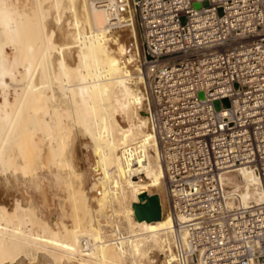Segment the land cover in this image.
Listing matches in <instances>:
<instances>
[{"label": "bare ground", "instance_id": "6f19581e", "mask_svg": "<svg viewBox=\"0 0 264 264\" xmlns=\"http://www.w3.org/2000/svg\"><path fill=\"white\" fill-rule=\"evenodd\" d=\"M156 60L132 0H0V264H193L150 120ZM223 178L235 209L264 202L257 174Z\"/></svg>", "mask_w": 264, "mask_h": 264}, {"label": "built area", "instance_id": "2783aa9c", "mask_svg": "<svg viewBox=\"0 0 264 264\" xmlns=\"http://www.w3.org/2000/svg\"><path fill=\"white\" fill-rule=\"evenodd\" d=\"M132 7L157 59L150 120L181 218L177 255L193 264H264V202L235 209L223 178L248 169L264 192L262 0H132Z\"/></svg>", "mask_w": 264, "mask_h": 264}, {"label": "water", "instance_id": "95a60500", "mask_svg": "<svg viewBox=\"0 0 264 264\" xmlns=\"http://www.w3.org/2000/svg\"><path fill=\"white\" fill-rule=\"evenodd\" d=\"M202 5H203V6H207V3L204 2ZM199 6H200V5H199L198 3H195V4H194V8H196V9L199 8ZM147 59H150V57H149L148 55H147ZM199 96H200V98H202V94H200ZM221 104H222L224 107H226V108L229 107V101H228L227 99H224V100L221 102ZM214 108H215V110H219V109H220V103H219L218 101H216V102L214 103ZM144 198H145V195H143V196L141 197L142 200H143ZM148 200H149V202H150V205L153 206V209H154L153 213H154L156 216L159 215L158 198H157L156 196H152V197L148 198ZM135 207L141 209V208L143 207V205L136 204ZM137 215H138L139 219H141V218H143L144 215H146V213H144L142 210H139V211H137Z\"/></svg>", "mask_w": 264, "mask_h": 264}, {"label": "rangeland", "instance_id": "374dc122", "mask_svg": "<svg viewBox=\"0 0 264 264\" xmlns=\"http://www.w3.org/2000/svg\"><path fill=\"white\" fill-rule=\"evenodd\" d=\"M51 1L54 2L55 0H51ZM142 77L144 78L143 70H142ZM144 79H145V78H144ZM70 220H71V219H70ZM73 220H74V218H73ZM73 220H72V221H73ZM73 222H74V221H73ZM72 224H73V223H72ZM119 228L121 229L120 231H122V227L119 226ZM114 229H115V230H114ZM109 230H110V231H109ZM117 230H118L117 233L120 232L119 229H117ZM108 232H109V233H108ZM117 233H116V227L114 228V226L112 225V226H110V227L108 228L106 235L109 236V237H112V236H115ZM111 235H112V236H111ZM157 250H159V248H157ZM157 252H158V251H157ZM160 258H162V256H160ZM28 263H29V264H33L34 261H33L32 259H29V260H28ZM129 263H130V262H129L128 260L125 261V264H129Z\"/></svg>", "mask_w": 264, "mask_h": 264}]
</instances>
